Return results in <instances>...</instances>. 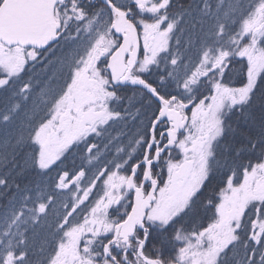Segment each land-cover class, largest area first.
Segmentation results:
<instances>
[{
    "label": "snow or ice",
    "instance_id": "obj_1",
    "mask_svg": "<svg viewBox=\"0 0 264 264\" xmlns=\"http://www.w3.org/2000/svg\"><path fill=\"white\" fill-rule=\"evenodd\" d=\"M0 264H264V0H0Z\"/></svg>",
    "mask_w": 264,
    "mask_h": 264
}]
</instances>
